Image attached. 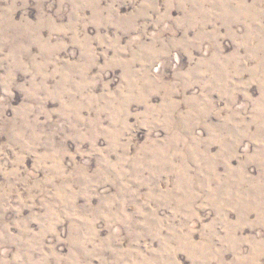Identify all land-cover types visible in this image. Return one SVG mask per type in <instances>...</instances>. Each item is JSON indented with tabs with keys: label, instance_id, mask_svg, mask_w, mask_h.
Here are the masks:
<instances>
[{
	"label": "rangeland",
	"instance_id": "374dc122",
	"mask_svg": "<svg viewBox=\"0 0 264 264\" xmlns=\"http://www.w3.org/2000/svg\"><path fill=\"white\" fill-rule=\"evenodd\" d=\"M0 264H264V0H0Z\"/></svg>",
	"mask_w": 264,
	"mask_h": 264
}]
</instances>
